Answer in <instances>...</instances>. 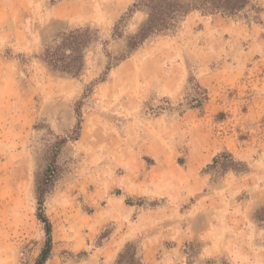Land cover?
Segmentation results:
<instances>
[{"label": "rangeland", "instance_id": "1", "mask_svg": "<svg viewBox=\"0 0 264 264\" xmlns=\"http://www.w3.org/2000/svg\"><path fill=\"white\" fill-rule=\"evenodd\" d=\"M147 1L0 0V264L44 247L49 165L45 264H127V245L142 264H264V0L129 49ZM86 27L77 77L43 63Z\"/></svg>", "mask_w": 264, "mask_h": 264}, {"label": "trees", "instance_id": "2", "mask_svg": "<svg viewBox=\"0 0 264 264\" xmlns=\"http://www.w3.org/2000/svg\"><path fill=\"white\" fill-rule=\"evenodd\" d=\"M248 3L249 0H199L191 4L182 0H148L146 3H141L147 9V20L139 27L136 34L128 38L127 46L129 49H135L147 38L169 29L179 18L192 11H199L203 15L220 13L224 16H235L241 14ZM251 10L255 11V7H251ZM92 41L93 34L87 27L60 33L55 39L54 47L44 49L41 60L53 71L77 77L84 66V51ZM52 168L51 165L48 166L44 179L39 182L36 191L37 218L44 226L46 241L35 264H45L52 248V227L43 211L44 196L49 192L48 187L55 176ZM258 214L264 215V209L259 210ZM258 220L264 225V217ZM119 258H127V264H142L134 246L127 245L119 254Z\"/></svg>", "mask_w": 264, "mask_h": 264}, {"label": "crops", "instance_id": "3", "mask_svg": "<svg viewBox=\"0 0 264 264\" xmlns=\"http://www.w3.org/2000/svg\"><path fill=\"white\" fill-rule=\"evenodd\" d=\"M52 13L54 14L55 13V10H53L52 11ZM16 46L20 49V50H22L21 52H28V51H26V50H33V49H35V48H37L38 47V44H37V42L35 43V40H33V41H30V40H27V41H22V39L21 38H19V41L18 40H16ZM231 250H232V248H228V253H227V256H229L228 258H230L231 257ZM214 253H213V255H216V256H219L220 254L221 255H223L224 254V252L222 251H216V250H214L213 251ZM92 257H90V259H91ZM87 264H90V261L89 262H87Z\"/></svg>", "mask_w": 264, "mask_h": 264}]
</instances>
